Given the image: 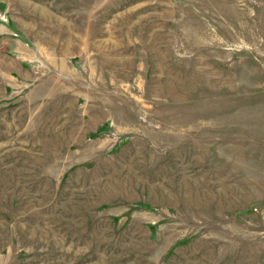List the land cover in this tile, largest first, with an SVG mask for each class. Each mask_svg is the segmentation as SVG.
I'll return each instance as SVG.
<instances>
[{
	"label": "rangeland",
	"instance_id": "1",
	"mask_svg": "<svg viewBox=\"0 0 264 264\" xmlns=\"http://www.w3.org/2000/svg\"><path fill=\"white\" fill-rule=\"evenodd\" d=\"M0 264H264V0H0Z\"/></svg>",
	"mask_w": 264,
	"mask_h": 264
}]
</instances>
